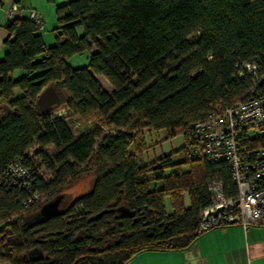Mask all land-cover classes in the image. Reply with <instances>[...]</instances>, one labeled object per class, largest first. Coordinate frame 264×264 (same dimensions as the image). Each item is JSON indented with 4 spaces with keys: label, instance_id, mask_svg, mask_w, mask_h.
<instances>
[{
    "label": "trees",
    "instance_id": "1",
    "mask_svg": "<svg viewBox=\"0 0 264 264\" xmlns=\"http://www.w3.org/2000/svg\"><path fill=\"white\" fill-rule=\"evenodd\" d=\"M57 15L50 46L29 16L7 24L8 51L0 59V262L126 264L142 251L189 247L210 205L209 181L221 178L227 193L236 190L225 162L188 152L193 123L252 95L255 76L238 72L251 61L264 71V0H70ZM86 51L88 66L68 63ZM48 86L64 95L66 115L38 113L36 100ZM95 113L100 124L76 135L68 116ZM141 129L183 135L185 158L140 161L132 145ZM16 159L41 195L29 207L31 191L5 178ZM89 174L84 192L67 193ZM59 195L60 210L39 217Z\"/></svg>",
    "mask_w": 264,
    "mask_h": 264
},
{
    "label": "built area",
    "instance_id": "2",
    "mask_svg": "<svg viewBox=\"0 0 264 264\" xmlns=\"http://www.w3.org/2000/svg\"><path fill=\"white\" fill-rule=\"evenodd\" d=\"M14 8H8L11 20ZM38 29L44 19L34 10L29 14ZM238 76L247 71L255 76L252 95L244 101L217 106L193 123L195 140L188 152L211 162H225L231 171L234 193H227L223 179L209 181L210 205L202 211L197 234L212 228L240 224L245 228L264 224V71L257 61L246 62ZM6 181L31 191L25 206L38 202L41 195L31 182L32 174L19 159L8 165ZM219 210L217 214H214Z\"/></svg>",
    "mask_w": 264,
    "mask_h": 264
},
{
    "label": "crops",
    "instance_id": "3",
    "mask_svg": "<svg viewBox=\"0 0 264 264\" xmlns=\"http://www.w3.org/2000/svg\"><path fill=\"white\" fill-rule=\"evenodd\" d=\"M69 1L0 0V59L8 51L5 43L9 36L8 8H14L12 19L28 17L32 10L36 11L44 19L45 26L41 32L45 44L50 46L56 41L57 7ZM51 32L54 39L50 37ZM96 77L101 82L102 76ZM4 114L0 103V118ZM126 264H264V224L248 228L240 224L212 228L185 249L142 251Z\"/></svg>",
    "mask_w": 264,
    "mask_h": 264
},
{
    "label": "rangeland",
    "instance_id": "4",
    "mask_svg": "<svg viewBox=\"0 0 264 264\" xmlns=\"http://www.w3.org/2000/svg\"><path fill=\"white\" fill-rule=\"evenodd\" d=\"M81 32V29H80ZM51 39L55 38L53 32L50 34ZM55 43V42H54ZM52 45V44H51ZM90 62V52L86 51L83 54H76L69 58L68 63L72 67H84L88 66ZM102 86L108 90L109 92H113V87L111 83L105 78L101 77ZM66 105H62L52 112L53 116L66 115ZM69 124L72 127L74 133L76 135H80L84 131L89 128L94 127L95 125H99L101 122V118L96 113L90 117L82 118L79 116L69 115L68 116ZM105 131H109L110 128H105ZM135 139L132 145V150L138 151L140 161L144 163H151L157 161V159L166 156L173 155L172 163L181 162L185 158V153L182 151V147L185 143V139L183 135H178L175 137H169L168 133L165 129L162 130H149V129H141L139 131H135ZM39 170L42 172V175L45 178H50L52 176L51 172L45 170L43 167L38 165ZM185 169H188V166L185 165ZM169 171V169H168ZM92 178V174L79 179L75 182L71 187L67 189V193L69 195H79L84 192L90 185V180ZM154 187H160L161 183H154ZM184 198L186 200V204H189L188 193H184ZM166 210L168 213L172 212V204L170 197L166 196L164 198ZM0 264H5L1 263ZM7 264V263H6ZM9 264V263H8Z\"/></svg>",
    "mask_w": 264,
    "mask_h": 264
},
{
    "label": "water",
    "instance_id": "5",
    "mask_svg": "<svg viewBox=\"0 0 264 264\" xmlns=\"http://www.w3.org/2000/svg\"><path fill=\"white\" fill-rule=\"evenodd\" d=\"M65 102V97L53 86L46 87L36 100V108L40 115L50 113L57 108L61 107ZM63 195H59L48 203L44 204L41 208L39 217L43 216L49 218L60 210ZM216 210L214 214H217Z\"/></svg>",
    "mask_w": 264,
    "mask_h": 264
}]
</instances>
